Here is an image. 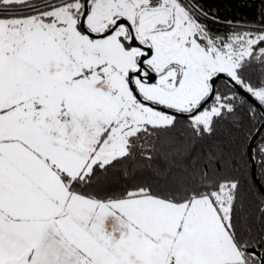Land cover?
I'll use <instances>...</instances> for the list:
<instances>
[{
	"label": "snow or ice",
	"instance_id": "snow-or-ice-1",
	"mask_svg": "<svg viewBox=\"0 0 264 264\" xmlns=\"http://www.w3.org/2000/svg\"><path fill=\"white\" fill-rule=\"evenodd\" d=\"M0 264H264V0H0Z\"/></svg>",
	"mask_w": 264,
	"mask_h": 264
}]
</instances>
